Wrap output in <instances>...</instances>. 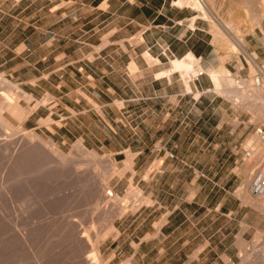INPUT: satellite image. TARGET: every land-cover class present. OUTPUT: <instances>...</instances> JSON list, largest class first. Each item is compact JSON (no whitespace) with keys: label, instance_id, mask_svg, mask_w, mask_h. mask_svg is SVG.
<instances>
[{"label":"rangeland","instance_id":"rangeland-1","mask_svg":"<svg viewBox=\"0 0 264 264\" xmlns=\"http://www.w3.org/2000/svg\"><path fill=\"white\" fill-rule=\"evenodd\" d=\"M101 1H11L15 14L23 16L22 23L28 22V36L23 49L16 45L20 37H15L14 59L8 64L12 76L2 71L0 75L20 91L17 102L30 116L21 121L8 111L2 116L19 127V134L32 132L44 143L54 144L69 156V164L48 166L51 154H45L40 144L19 134L6 135L7 128L0 131V264H92L85 251L103 233L97 262L112 264L107 262L103 243L115 236L116 220L148 208L155 217L167 208L173 184L174 190L181 191L183 156L205 158L206 164L193 167L208 180L221 182L223 198L230 192L235 197L232 202L238 201L237 230L232 228L235 243L216 245L219 255L208 254V260L264 264V204L261 209L255 206L251 199L262 197L248 189L256 162L248 164L250 157L243 155V147L254 136L253 126L262 120L239 97L249 89L242 86H254L253 77L264 74V65L246 46L253 16L259 17L258 22L264 18L259 14L264 0H203L207 15L181 5L189 18L151 22L155 26L146 33L152 46L142 41L139 24L129 21L135 11L114 0L106 7ZM176 1L164 0V7L168 2L172 8L179 7ZM151 2L157 5L162 0ZM222 21L244 31L246 53ZM217 23L223 27L226 43L213 33ZM179 30L193 35L189 43L195 51L190 52L195 73L171 69L174 59L189 54L173 55L166 48L170 34ZM134 31L138 32L131 36ZM228 40L238 49H227ZM145 45L150 48L145 50ZM203 48L207 54L200 60L197 53ZM220 67L239 86L238 97L227 95L226 85H215L208 71ZM260 106L264 110V101ZM142 141L147 147L134 157ZM77 142L94 151L96 159L77 153ZM127 157L132 163L128 167ZM134 161L141 162L140 168L149 163L148 183L137 180ZM103 174L113 196L107 197L101 189ZM129 188L143 199L134 200L135 195L129 202L121 201ZM159 204L161 209H155ZM120 206L124 209L116 212ZM246 208L252 215H245ZM162 246L170 248L168 240ZM181 258L180 253L169 251L157 263L179 264Z\"/></svg>","mask_w":264,"mask_h":264},{"label":"crops","instance_id":"crops-1","mask_svg":"<svg viewBox=\"0 0 264 264\" xmlns=\"http://www.w3.org/2000/svg\"><path fill=\"white\" fill-rule=\"evenodd\" d=\"M7 1L11 2L12 0H0V71L11 77L13 67L11 65L8 67V64H12L14 59L15 37H20L16 45L22 49L26 47L28 22L25 21L24 25L21 21L23 16H18L13 10L14 2L5 4ZM102 1L105 7L110 3V0ZM114 1H117L119 5H128L135 11L129 16V21L139 24L141 39L149 46L153 45V41L147 38L146 30L155 26L151 23L152 21L164 17L173 18L172 20L179 17L189 18L184 15L180 6L172 8L171 3L168 2V7H164L166 5L164 0L157 5L153 4L151 0ZM170 14L171 16H168ZM138 20H142V22L147 20L149 24L139 23ZM136 32L138 31H134L131 36H134ZM191 34V32L186 34L182 30L172 32L169 36L170 40L165 43L166 48L173 55L179 56L193 52L194 49L189 43L193 36ZM145 46V50L150 48ZM246 46L254 53L257 61L264 65V18L260 19L258 25L255 24L252 30L247 32ZM197 54L198 58L203 60L207 50L203 48ZM29 116L30 113L26 117ZM127 147L130 148L128 145ZM145 147L147 146L143 141L136 146L134 157L141 155ZM180 161L183 166L180 193L176 189L174 190L173 184L172 199L169 205L161 212L157 211L155 217H151L153 210L150 208L120 216L115 223V236H110L103 243L107 262H112V264L117 262L121 264H158L157 260L160 255L172 251L174 254L182 255L179 264H199L202 261H207L206 264H214V258L210 257L208 260L207 255H219L220 251H216L215 246L235 243L234 233L236 231H232V228L237 230L239 206L238 201L235 204L232 202L235 201L234 195L227 192L223 198L220 189L221 182L208 180L207 175L201 169L193 167L206 164L205 158L183 156ZM134 164V174L138 175L137 180L148 183L152 174L148 170L149 163L147 162L143 168H140L141 162L134 161ZM226 202L230 203L224 204ZM161 206L162 204H159V206H155V209L160 210ZM249 213L252 215L253 212L246 208L245 215L247 216ZM159 219L162 221L160 220L161 224L157 226L155 223ZM167 240L170 248L166 249L162 243Z\"/></svg>","mask_w":264,"mask_h":264},{"label":"bare ground","instance_id":"bare-ground-1","mask_svg":"<svg viewBox=\"0 0 264 264\" xmlns=\"http://www.w3.org/2000/svg\"><path fill=\"white\" fill-rule=\"evenodd\" d=\"M261 2H259V5H260ZM175 4L181 6V5H190L191 7L195 8V9H198L200 11H202L204 13V15L206 14V7L204 5V2L203 0H178L175 2ZM261 6V5H260ZM259 6V7H260ZM183 7V6H182ZM262 8V7H261ZM259 12V11H258ZM261 16L260 18L264 17V9L262 8L261 12L259 13ZM207 15V14H206ZM255 15V14H253ZM206 17V16H205ZM252 18V17H251ZM258 19L259 17H255L253 16V19H252V26L257 24L258 25ZM213 22V21H212ZM223 22V21H222ZM225 22V21H224ZM223 22V26L226 28V30H228V32H230L234 39L237 40L238 42V48L240 47V49H242V51L244 53H246L244 47H245V44H244V40H243V37H242V34H244L241 30L237 29L236 26H234L231 21L230 22ZM215 23V22H214ZM213 23V24H214ZM212 24V25H213ZM215 25V24H214ZM214 29H213V33L218 36L221 40L225 41V43L227 42V38L225 36V32H223V27L222 25L219 27L218 26V23H217V26H213ZM224 29V31H226ZM219 39V40H220ZM222 41V42H223ZM224 43V42H223ZM229 43V44H228ZM228 45L229 47H226L227 49H231V51L233 50H237V44L234 43H230L229 40H228ZM236 44V45H235ZM223 45V44H222ZM251 55V54H250ZM147 59H148V54H145L144 55ZM249 58V57H248ZM150 59V58H149ZM250 59V58H249ZM193 61H194V56L189 53L187 54L185 57L183 58H176L172 61V70L175 69V70H178L182 73H184V75H187V74H190V73H195V70H193ZM251 62V61H250ZM256 64V63H255ZM252 66V64H251ZM257 67V66H256ZM211 78L213 79L215 85L217 84L218 86L221 84H223L224 86L226 85V87H223L225 88V92L227 95H230L232 97H235L237 96L238 97V94L240 93V88L239 86H236L237 84L234 83V81L230 78V76L226 75V73L224 72L223 68L220 67L218 69H212L210 71H208ZM264 72V71H262ZM183 75V76H184ZM260 76L263 80L262 84L260 82ZM185 77V76H184ZM188 77V76H186ZM190 77V76H189ZM188 77V78H189ZM187 78V79H188ZM258 80L257 82H255V84L259 85L260 86H252L251 87V84L249 83H246L244 86L242 87H247L248 90L245 89L246 92H241V96H239L241 98V101L244 102V104H248L250 107L249 108H253L256 110V116L258 118H260V120H262V122H264V110L263 108H261V102L264 101V74L263 76L260 74L257 76ZM185 81V80H184ZM185 84V87L188 88V81L184 83ZM235 84V85H234ZM3 87L5 89H1L0 91V131H5V129L7 128V130H9L10 132L8 134L11 133V135H14L16 134H19L18 132H21V130L19 129V127L16 128V126H13L12 124L8 123L2 116V112L3 111H8L9 113H11L18 121H21L23 118L26 117V115L28 114V110L27 109H24L22 108L21 106H19L18 102H17V98L18 96L21 94L19 90H17L15 88V85L11 84L9 81L5 80L2 75H0V88ZM221 87V86H220ZM217 88V87H216ZM239 88V90H238ZM243 91V90H242ZM224 92V93H225ZM243 104V103H242ZM257 118V119H258ZM23 138H25V140L29 141L30 143L31 142H35V143H38L40 144V146H42L45 150V154L46 152H48V154L50 155V158L49 160L51 159L50 161V164L48 166H51L54 168H59L60 166L64 165V164H67L69 161V156H66L65 154H63L59 149L58 147H56L54 144L52 143H44L38 136H36L35 134H33L32 132H23L21 134ZM1 137V136H0ZM12 137V136H11ZM6 139V138H4ZM16 139V138H15ZM1 140V139H0ZM7 140V139H6ZM5 140V143L7 142ZM9 140V139H8ZM2 142V140H1ZM10 143V142H9ZM23 143V142H22ZM26 143V141H25ZM38 144L36 145L38 147ZM247 144H252L253 145V151H252V155L250 156V158L248 159L249 163L248 164H254L255 165V162L257 163V160L261 158V156L264 155V143H261L259 144V141H258V138L255 136L251 137V139H249L248 142H246L245 145ZM1 145V144H0ZM10 145V144H8ZM7 145V146H8ZM35 145V144H34ZM3 146V145H1ZM0 146V147H1ZM12 147V146H11ZM40 147V148H42ZM3 148V147H2ZM5 148V146H4ZM8 148V147H7ZM10 148V147H9ZM42 148V149H43ZM4 150V149H3ZM9 150V149H8ZM74 150L79 153V154H82V155H85V157H89V158H92V159H96V154L94 151H89L87 149H85L82 144L80 142H77L74 144ZM5 152H6V149H5ZM45 157V156H44ZM49 157V156H48ZM54 157V159L52 160V158ZM13 158H11L12 160ZM71 159V158H70ZM86 159V158H85ZM129 157H127L125 163H126V167L129 166ZM48 162V161H47ZM49 163V162H48ZM69 164V163H68ZM132 164V163H131ZM130 164V165H131ZM45 165V164H44ZM112 165V164H111ZM247 165V164H246ZM65 166V165H64ZM249 166V165H248ZM113 167V166H111ZM131 167V166H130ZM247 167V166H246ZM251 167V165L249 166ZM48 168V167H47ZM63 168V167H62ZM264 168V166H263ZM42 169V168H41ZM44 169V168H43ZM111 171L112 172H115L116 169L114 170V167L113 169L111 168ZM22 172V171H21ZM117 173V172H116ZM9 174V173H8ZM106 174V173H105ZM105 174L102 175V177L100 178V184L102 186L101 189H103L102 191H104L103 193L107 196V195H110V196H113L112 195V192L111 191H108L107 187L105 186V182L107 180ZM111 174V173H110ZM113 174V173H112ZM109 175V174H108ZM250 178V176H249ZM13 180V179H12ZM8 183V182H7ZM6 185V184H5ZM3 189V188H2ZM249 189V188H248ZM4 192V191H3ZM137 196L138 194L136 193V191L132 190L129 188V190L127 191V195L121 200V201H125L127 202L128 199L130 201L131 198H133V196ZM260 196V195H258ZM108 197V196H107ZM247 197V196H246ZM262 199L261 201H256V200H253L251 199L253 202V204H255V206L259 207L260 209L263 208V204H264V197L261 196ZM137 198L139 200H142L143 198L140 197L139 195L135 198L134 197V200H137ZM119 198H117V201H118ZM133 200V199H131ZM128 201V202H129ZM147 201V200H146ZM119 202V201H118ZM123 202V203H125ZM133 202V201H132ZM135 202V201H134ZM137 202V201H136ZM121 205H123V203L119 202ZM118 203V204H119ZM126 204V203H125ZM124 204V205H125ZM133 204V203H132ZM136 205V204H135ZM131 207V206H130ZM133 207V206H132ZM123 206H120V209L118 208V210L116 212H121L123 210ZM118 214V213H117ZM114 216V214H113ZM161 220V219H160ZM162 221V220H161ZM161 221H158L159 223L157 224V226H160L161 224ZM107 231V230H106ZM108 232V231H107ZM106 232V233H107ZM105 235V233H103L100 237L97 236V240L95 238V240L91 243H89V245L87 246L88 247V251L86 250L85 252H87L85 256V259L86 260H89L90 263L92 262V264H97V255H98V243L101 241V239L103 238V236ZM107 235V234H106ZM103 240V239H102ZM90 247V248H89ZM259 257V256H258ZM84 260V259H83ZM99 260V259H98ZM88 261V262H89ZM99 264V263H98Z\"/></svg>","mask_w":264,"mask_h":264},{"label":"built area","instance_id":"built-area-1","mask_svg":"<svg viewBox=\"0 0 264 264\" xmlns=\"http://www.w3.org/2000/svg\"><path fill=\"white\" fill-rule=\"evenodd\" d=\"M259 74V73H258ZM258 75L253 77L254 81L257 82ZM253 133L258 138L261 143H264V122L256 123L253 126ZM253 145L247 144L243 147V155L246 157H250L252 155ZM254 170L250 174L248 187L252 194L261 195L264 197V155L261 156L260 159L257 160ZM256 169V170H255Z\"/></svg>","mask_w":264,"mask_h":264}]
</instances>
